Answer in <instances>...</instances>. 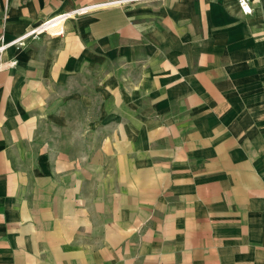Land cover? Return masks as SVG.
<instances>
[{"label": "crops", "instance_id": "crops-1", "mask_svg": "<svg viewBox=\"0 0 264 264\" xmlns=\"http://www.w3.org/2000/svg\"><path fill=\"white\" fill-rule=\"evenodd\" d=\"M0 264H264V0H0Z\"/></svg>", "mask_w": 264, "mask_h": 264}, {"label": "built area", "instance_id": "built-area-1", "mask_svg": "<svg viewBox=\"0 0 264 264\" xmlns=\"http://www.w3.org/2000/svg\"><path fill=\"white\" fill-rule=\"evenodd\" d=\"M237 2L239 4L241 10L244 13L251 12L250 0H237ZM88 8H89L88 6L78 7L76 9H73L72 11L60 13V14L54 15L52 17H49V18L45 19L44 21L40 22V24H38L37 26L28 30L23 35L15 38L11 41H8V42H5L3 39V36L0 35V70L4 69V68L14 67L16 62H17L15 59H12V60H4L3 59V57H2L3 52L8 46H10L11 44H22L24 38L29 37L33 34H39L42 32H48V33H51L53 35H59V34L63 33V24L67 19H69L75 15H80V14L86 13Z\"/></svg>", "mask_w": 264, "mask_h": 264}]
</instances>
